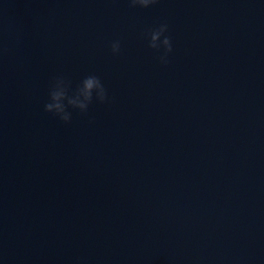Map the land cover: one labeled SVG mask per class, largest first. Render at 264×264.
Returning <instances> with one entry per match:
<instances>
[{
  "label": "water",
  "instance_id": "95a60500",
  "mask_svg": "<svg viewBox=\"0 0 264 264\" xmlns=\"http://www.w3.org/2000/svg\"><path fill=\"white\" fill-rule=\"evenodd\" d=\"M0 45V264H119L263 76L264 0H0ZM57 75L109 99L64 124Z\"/></svg>",
  "mask_w": 264,
  "mask_h": 264
},
{
  "label": "clouds",
  "instance_id": "9594fccd",
  "mask_svg": "<svg viewBox=\"0 0 264 264\" xmlns=\"http://www.w3.org/2000/svg\"><path fill=\"white\" fill-rule=\"evenodd\" d=\"M132 8H149L157 3V0H128ZM169 28L166 22L160 23L157 27L149 29L144 35L148 40V47L162 54L158 59L161 64L169 63V54L173 51L172 40L168 33ZM111 51L114 55L121 51V41L111 42ZM8 51L6 45H0V55ZM109 99L108 91L101 79L96 75L85 76L73 89L72 81L63 75L52 78L48 90V100L44 104V111L52 114L64 124L71 122L72 116L69 108L77 109L81 114H87L89 106L95 101L105 103ZM78 264H86V261H78Z\"/></svg>",
  "mask_w": 264,
  "mask_h": 264
}]
</instances>
